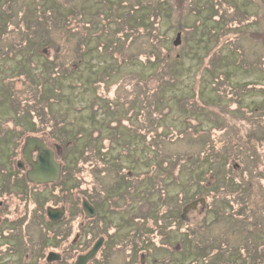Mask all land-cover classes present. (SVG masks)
I'll return each instance as SVG.
<instances>
[{"label":"rangeland","instance_id":"374dc122","mask_svg":"<svg viewBox=\"0 0 264 264\" xmlns=\"http://www.w3.org/2000/svg\"><path fill=\"white\" fill-rule=\"evenodd\" d=\"M24 3L34 11L28 25L23 15L19 19ZM0 11V127L27 126L28 116L18 113L32 109L54 117L44 136H56L58 127L79 130L70 149L58 147L68 167L61 177L69 187L64 202L47 188L27 186L26 199L0 194L8 201L0 208V264L47 263V205L67 208L65 251L55 264H74L77 254L87 252L89 240L102 234L100 222L112 219L124 227L126 214L116 208L128 200L120 197L109 216L101 208L97 233L90 223L82 225L86 217L78 213L82 197L90 200L92 184L100 190L112 179L151 193L128 214L160 212L156 237L146 217V240L160 244L142 264H213L226 257L239 264L247 252L254 259L264 255V0H0ZM33 39H44L46 48L25 44ZM133 131L143 135L136 139ZM95 144L107 146L104 163L118 159L130 179L117 178L122 167L116 165L93 180L92 153L88 160L83 155ZM2 147L0 174L15 166L7 158L11 146ZM229 180H239L242 189H232ZM19 200L26 201L25 209L16 208ZM250 241L256 246L245 251ZM119 247L108 254L109 264H125L129 248Z\"/></svg>","mask_w":264,"mask_h":264},{"label":"trees","instance_id":"16d2710c","mask_svg":"<svg viewBox=\"0 0 264 264\" xmlns=\"http://www.w3.org/2000/svg\"><path fill=\"white\" fill-rule=\"evenodd\" d=\"M19 11H20V16H19V19L21 18V16L23 15L24 16V18L26 19L25 20V22L23 23V25H28V24H31L32 23V18H33V15H34V11L31 9V8H29L27 5H25V3L24 4H22V5H20L19 6ZM3 12L2 11H0V25H3L4 23L1 21L2 20V16H3ZM9 24H12V25H14V23H13V21H10V20H6ZM28 22V23H27ZM238 25H236V26H234V27H237ZM32 38H34V36L32 37ZM42 40H44V39H40V40H38V39H33V40H31V43H27V42H25V44L26 45H28V44H31V46L33 47V50H35V49H37V48H43V47H45L46 45L45 44H42L43 43V41ZM46 48V47H45ZM49 63L51 64V65H54V64H52V61L51 62H48V61H44V63H43V65L46 67V66H49ZM53 68H56V65H54L53 66ZM57 70H58V68H57ZM28 72V71H27ZM22 73L24 74V75H26V76H28L29 78H30V76H33L32 75V73H26L25 71H22ZM18 74H20V73H18ZM30 79H32V78H30ZM37 102V101H36ZM40 104V103H39ZM48 108V106L46 105V107H45V109H47ZM49 109V108H48ZM18 115H20V116H28V123H27V126H21L20 124V122L18 123H16V124H14L13 126H11V127H8L7 129H2V127H0V153H1V151H2V146H7V145H10L11 146V148H10V156H12L11 157V159L9 160V161H12V162H15L16 161V159L17 158H19V157H17V155L19 154V150H16L17 148H20V145H21V143L22 142H24V139L26 138V136H28V135H33V136H38V137H42V138H44L45 140H46V142H47V145H49L51 148H54L55 147V145L56 144H58V145H60L61 147H65V148H69L70 149V147H69V145H70V142H71V140H73L74 139V141L75 140H77L76 138V136H77V133L79 132V130L78 131H76L75 133H74V128H67V127H58V128H55L54 130H53V133H57L58 132V134L55 136L54 134H52V133H50V132H47L46 133V135L47 136H44V134H42V133H44V130L45 129H47V127L49 126L50 127V129H49V131L52 129V127H53V125H54V123H52V125H50L49 124V120H53V116H48L47 117V119L46 118H43V117H40L39 115H38V113H37V111L35 110H32V109H21V110H19V113H18ZM120 124H129V122H127V121H124V120H122V121H120L119 122ZM16 126H20V128H17ZM127 128H129V126H127ZM55 130H57V132H55ZM24 133V134H23ZM139 134H142L143 135V133H140V132H138V131H133V135L135 136H137L136 137V139H138V138H141V137H139ZM89 137L90 138H92V134L91 133H89ZM97 137V136H96ZM116 137H119V136H116ZM52 138H54V139H57V142H52L50 139H52ZM60 140H59V139ZM67 138V139H66ZM107 137H106V140H104V141H107ZM114 139L113 138H110L109 139V142H107V146L110 144V143H112V141H113ZM104 141H102V142H104ZM130 142H124L123 143V145H122V148H124V146H126L127 144H129ZM156 143V142H155ZM155 143H153V144H151V148H152V145H155V148H152L154 151H158L157 149H156V147H157V144H155ZM107 146H106V148H103V145L102 144H100V145H97V144H95L94 146H93V148H91V150L87 153V154H85V155H83V158H84V160H88L87 159V155L89 154V153H92V160H93V162H92V164L90 165V168H91V174H90V176L93 178V180L95 179V177H101L105 172H106V170H105V168L106 167H115L116 165H118L119 167H122L121 166V163H119V161H118V159H116V160H113V161H109L108 162V164L107 163H104V162H106L107 160H108V158L106 157L107 156V154L105 153H103V150L104 149H106V150H108V148H107ZM125 149V148H124ZM14 152V153H13ZM129 151H127V153H128ZM11 153H12V155H11ZM127 155V154H126ZM17 157V158H16ZM10 158V157H9ZM100 161L104 166H105V168H104V171H100V170H98L99 169V167H97L96 165H95V161ZM203 160H202V158H201V160H200V162H202ZM11 162V163H12ZM74 162H76V163H78L79 162V159L77 158V157H75V159H73V163ZM61 163L63 164V167H62V174L64 175L65 174V172L68 170V167H67V162H66V160L65 159H61ZM197 166V165H196ZM11 168L12 169H14V170H17V171H21L20 169H18L16 166H11ZM72 169V168H71ZM124 169V167H122V168H117L116 169V171H121V173L118 175V177L117 178H121L122 176H126V177H128L129 178V176H128V174H127V172L129 171L128 169L126 170V172H123L122 173V170ZM62 177V176H61ZM144 177H142V178H140V179H143ZM17 179H20V177L18 176L17 177ZM235 182H237V184H235ZM233 181V180H229V183L231 184V185H233L231 188L232 189H242V186H241V183L239 182V180L238 181ZM55 184H57L56 185V187H55V190H60L61 191V193H60V197H62V201L64 202L65 200H66V189H69V187L68 186H66L64 183H63V181H62V179H60L59 181H57V182H54ZM54 183H48V184H42V185H36V184H32V183H29V182H26V184H24L25 185V188L27 187V186H31V187H33V191H42L43 189H45V188H48V186H51L52 184H54ZM236 186H237V188H236ZM17 188H18V190L16 189V190H13V191H10V192H8L7 194L9 195V196H19L20 198H24V193L22 192V189H20V188H22L20 185L19 186H17ZM36 188V189H35ZM66 188V189H65ZM53 189H54V187H53ZM142 190V189H141ZM145 191V196L146 197H150V195H151V193L150 192H148L147 193V191H146V189L144 190ZM137 193V185H136V187H134V186H131L130 185V183H127L126 181L125 182H123V184H122V182H120V180H115L112 184H111V187H110V189L108 190V193H107V196H108V198H113V199H115V198H118V197H120V198H122V199H125V200H127V199H131L135 194ZM129 194H131V196L130 197H126L127 195H129ZM54 197H56L55 195H53ZM201 196V195H200ZM5 199H7V196H5L4 197ZM197 198V197H196ZM17 199V198H16ZM24 199H26V198H24ZM167 199V195H166V193L164 194V200H166ZM193 199H195V198H193ZM192 199V200H193ZM217 199V197H214L213 198V200H212V204L214 203V201ZM233 199L235 200L236 199V196H234L233 197ZM52 200H54V199H52ZM58 200V199H57ZM92 200V196H90V201ZM3 201V205H4V203H7L8 204V201L7 200H2ZM25 202L26 201H21V200H19L18 201V205L16 206V208H18V206H21L23 209H25ZM231 207H233V204H234V202L231 200V199H229L228 198V200L226 201ZM23 203V204H22ZM221 203H225V201L223 200V199H221ZM159 203H156V205H158ZM3 205H2V207H3ZM73 205V204H72ZM41 206V205H40ZM42 206H44V205H42ZM238 208L236 209V211L238 212L240 209V207L241 206H237ZM1 208V207H0ZM66 209V211H67V208H65ZM166 211H167V209H165L164 210V212L166 213ZM231 211H232V209H229L228 211H226V213L225 214H230L231 213ZM44 212V211H43ZM80 212H82V209H81V203H80V207L78 208V213H80ZM235 212V211H234ZM83 213V212H82ZM160 212H157V216L156 217H153V216H149V215H145V225L148 227L149 226V224L148 223H146V217H148L149 219H150V221H151V224H153V225H155V226H153V229H154V236L156 237V232H157V224H156V221L155 220H157V222L159 221V214ZM236 213V212H235ZM239 213H241V211L239 212ZM175 214H176V212H175ZM44 215H45V213H44ZM236 215H237V213H236ZM46 217V216H45ZM181 217V216H180ZM8 218V217H7ZM67 217H66V215L63 217V219H62V222H65L67 219H66ZM47 219V218H46ZM20 220V216H17V217H14L13 219H11L10 221H12V223H17L18 221ZM232 221H236L237 223H240L239 221H237L236 219H234V218H232ZM47 226L49 225V227L50 226H53L54 224H56L57 222H50V221H48V219H47ZM147 230H149L148 228L146 229V233H147ZM52 231L53 230H50V231H46V232H50V236L48 235V234H44V236H42V238H43V242H42V245H46V246H49L50 248H54V249H56V250H58V251H60V252H62V254H64L63 252L65 251H62V248H63V246H60V247H57L56 245H54V244H52L51 242H49V240H47L46 241V239L47 238H49V239H54L55 238V236H54V234L52 233ZM54 232V231H53ZM62 242L64 243V241H65V237H64V235L62 236ZM151 239V238H150ZM156 239V238H155ZM154 239V240H155ZM145 240H146V235H145ZM90 242L92 243L93 241L92 240H89V242H88V244H90ZM146 242H148L149 243V241L148 240H146ZM50 243H51V245H50ZM88 247H90V246H88ZM246 248V247H245ZM244 248V249H245ZM219 256L220 255H217V257L219 258ZM263 256V257H262ZM261 257H257V258H252L251 256H249V255H246V259L245 260H240L239 259V261H238V263L239 264H264V255H262ZM230 260H231V258H229V257H226L225 258V260H221L220 259V261H216V262H214L213 264H233V263H228V262H230ZM58 263V262H57Z\"/></svg>","mask_w":264,"mask_h":264},{"label":"flooded vegetation","instance_id":"af4514ba","mask_svg":"<svg viewBox=\"0 0 264 264\" xmlns=\"http://www.w3.org/2000/svg\"><path fill=\"white\" fill-rule=\"evenodd\" d=\"M45 141V140H44ZM45 144H47V142L45 141ZM51 148V147H50ZM58 148V147H57ZM55 149L54 148V158L58 159L61 161L60 158V153H59V149H61L59 147V149ZM52 149V148H51ZM58 151V153H57ZM38 153V149L33 150L32 152V159L35 160V157ZM21 156V157H20ZM19 158L16 159V161H19L18 159L22 160V154H20ZM10 157V158H9ZM12 156H10V154L7 155L8 161L11 159ZM61 167H63V164L60 162ZM97 167H99L98 170L100 171H104L105 166H103V164H96ZM31 168L29 167V165H27L26 163H24V167H23V171H17L11 168V166L7 167L5 170H1V184H0V194H4L5 196L7 195L8 192L13 191V190H18L17 186H19V182H22L23 184H26L27 178H26V172L27 170ZM131 171H128L127 174L128 176L131 175L130 173ZM20 177V179H17V177ZM95 179H99L101 180V177H95ZM130 179V178H129ZM60 180V179H59ZM58 180V181H59ZM115 181V179L111 180L109 183H105V185L102 186V188L100 190L98 186H96L95 184H92L91 186V196H92V200L90 202L92 208H93V213L91 218H85L84 223H82V225H86L85 223H90V225H92V230L97 233L99 232L97 227L95 226V224L97 223L98 217H101V208L104 211L110 210L106 215H110L113 213V209H114V204L115 201L119 198H115L113 199L108 198L107 193L108 190L111 187V184ZM54 183V182H53ZM129 183V182H127ZM57 184H52L51 186H48V190L55 195L56 199H60V193L61 191L55 190ZM54 187V189H53ZM22 189V192H25V187L24 188H20ZM4 196V197H5ZM145 191L141 190L140 187L137 186V193L131 198V199H127L128 201L126 202V204L122 207L116 208L117 211L119 212V214L122 216L124 214H126L125 217H123L121 219V221L123 222V225L126 229H124V227L119 224V223H113L112 219H110V221L107 222H100L99 223V228L102 230L101 233L99 234V236H97L94 241L91 244V247L94 245V243L101 238L102 239V243L101 246L99 247L98 251L96 252L95 257L91 260L92 264H97L99 262V260L101 261V263H111V261L107 260V258L109 257L108 254L112 253L115 247L120 248L119 246L122 245V247H128L129 251L126 250L127 252V258L125 259L126 262H124L125 264H142V257L146 256L149 253L152 252H157V248L155 246H158L157 244H160V240L158 241V243H150L147 245L146 244V240H145V235H146V229H145V213H136L135 215H130L127 213V210H132L135 206V203H140L141 202H145ZM125 199H122V201H124ZM3 205V201L2 199H0V207H2ZM53 207H59L58 205H52ZM127 209V210H126ZM6 216V218L8 217V214H4ZM4 221H6V219H4ZM57 222L56 224H54L53 226L49 225L45 228L46 231H50L53 230V234L56 233V231H58L57 237L54 234L55 238H54V242H51L52 244L56 245L57 247H60L61 245H63L64 243L62 242V236L64 235V229H63V225L64 222H62L61 220L55 221ZM110 224H113L115 226V228H113V230H109L110 228ZM1 222H0V228H1ZM113 226V227H114ZM56 230V231H55ZM123 230V232H121ZM119 241V242H117ZM78 240L76 239V243L75 240L72 241V244H77ZM90 247V248H91ZM253 248H255V244L252 243L251 244V250H253ZM248 250V249H247ZM245 250V251H247ZM135 253V258L133 259V255L132 253ZM105 253V254H104ZM83 253H79L77 254L76 258L81 255ZM57 262H53L52 264H55ZM100 263V262H99ZM49 264V263H46Z\"/></svg>","mask_w":264,"mask_h":264},{"label":"water","instance_id":"95a60500","mask_svg":"<svg viewBox=\"0 0 264 264\" xmlns=\"http://www.w3.org/2000/svg\"><path fill=\"white\" fill-rule=\"evenodd\" d=\"M179 38L180 33H177L173 42L174 45L179 42ZM34 149H39L36 155V161H33L31 155ZM22 153L24 160L31 165V168L26 173L29 181L34 183H44L59 178L60 165L54 160L53 151L48 148L41 139L33 136L26 137ZM18 165L22 167L23 163L18 162ZM82 207L86 216L90 217L93 213V208L86 199L82 200ZM46 213L51 221H55L61 219L64 214V209L62 207L48 206ZM101 243L102 239L99 238L87 253L81 254L76 258L75 264H85L95 255ZM59 258L60 255L53 251H50L46 257L47 261L57 260Z\"/></svg>","mask_w":264,"mask_h":264}]
</instances>
